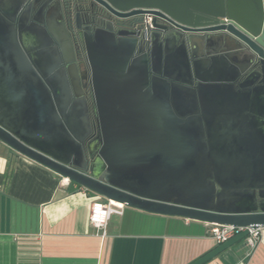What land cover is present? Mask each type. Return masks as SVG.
Here are the masks:
<instances>
[{"label": "water", "instance_id": "95a60500", "mask_svg": "<svg viewBox=\"0 0 264 264\" xmlns=\"http://www.w3.org/2000/svg\"><path fill=\"white\" fill-rule=\"evenodd\" d=\"M96 1L133 20L154 15L153 30L140 38L97 30L81 73L58 9L27 25L26 0H0V141L126 207L263 228L264 0ZM223 17L233 23L219 24ZM216 113H252L249 140L218 127ZM246 150L254 162L240 161Z\"/></svg>", "mask_w": 264, "mask_h": 264}, {"label": "crops", "instance_id": "0c3cea01", "mask_svg": "<svg viewBox=\"0 0 264 264\" xmlns=\"http://www.w3.org/2000/svg\"><path fill=\"white\" fill-rule=\"evenodd\" d=\"M247 114L216 113L215 123L247 141ZM255 158L247 150L239 157ZM96 198L0 141V264H190L219 245L211 224L126 206L103 235L90 223ZM260 232L256 247L244 239L205 264H264Z\"/></svg>", "mask_w": 264, "mask_h": 264}, {"label": "flooded vegetation", "instance_id": "af4514ba", "mask_svg": "<svg viewBox=\"0 0 264 264\" xmlns=\"http://www.w3.org/2000/svg\"><path fill=\"white\" fill-rule=\"evenodd\" d=\"M50 8L58 9L63 17L66 30L73 45L75 60L81 73L88 70L87 50L85 49L88 36L94 35L97 30H107L114 32L118 37L124 36L123 33H134L135 37L140 38V35H145L146 32V16L151 15L142 14L135 20L129 17H122L96 0H26L24 11H29L27 25L32 22L39 23L37 20L41 16L46 19ZM157 21L160 23L159 19ZM163 25H167L170 30H178V28L169 23H164ZM152 30L153 27L148 30V34ZM143 49H145L144 46ZM81 87L88 98L90 108H92L86 79L81 80ZM90 114L94 135L97 136L99 134L98 123L96 118H94V114L92 112Z\"/></svg>", "mask_w": 264, "mask_h": 264}, {"label": "built area", "instance_id": "2783aa9c", "mask_svg": "<svg viewBox=\"0 0 264 264\" xmlns=\"http://www.w3.org/2000/svg\"><path fill=\"white\" fill-rule=\"evenodd\" d=\"M154 15H147L146 16V32L145 35L148 34V30H150L153 25L152 21L154 19ZM160 23H169L176 28H178L177 24L172 22L168 16L167 17H159ZM233 23L232 20L229 18H221L219 24L224 25H230ZM65 179V178H64ZM67 182H70L68 179ZM103 198H96L91 206V213H90V223L95 226L98 230H101L103 235L105 234L106 226L108 225V222L113 214H121L123 213V209L125 205L119 206L117 205L114 200L106 199L101 200ZM248 229V235L245 237V240L247 241L248 245L252 248L256 247L260 240L261 232L260 229H252V228H245V227H235L230 225H218V224H211L210 232L212 234V237L216 240L218 244H222L235 235L245 231Z\"/></svg>", "mask_w": 264, "mask_h": 264}, {"label": "bare ground", "instance_id": "6f19581e", "mask_svg": "<svg viewBox=\"0 0 264 264\" xmlns=\"http://www.w3.org/2000/svg\"><path fill=\"white\" fill-rule=\"evenodd\" d=\"M117 205L122 206L123 204L121 202L114 201Z\"/></svg>", "mask_w": 264, "mask_h": 264}, {"label": "rangeland", "instance_id": "374dc122", "mask_svg": "<svg viewBox=\"0 0 264 264\" xmlns=\"http://www.w3.org/2000/svg\"><path fill=\"white\" fill-rule=\"evenodd\" d=\"M101 200H106V199L103 198V199H101Z\"/></svg>", "mask_w": 264, "mask_h": 264}]
</instances>
